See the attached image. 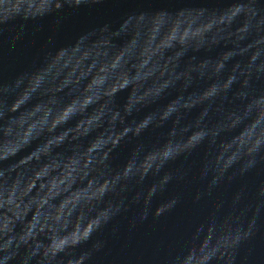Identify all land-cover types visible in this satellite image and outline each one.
<instances>
[{"label":"clouds","instance_id":"1","mask_svg":"<svg viewBox=\"0 0 264 264\" xmlns=\"http://www.w3.org/2000/svg\"><path fill=\"white\" fill-rule=\"evenodd\" d=\"M0 264H264V0H0Z\"/></svg>","mask_w":264,"mask_h":264},{"label":"water","instance_id":"2","mask_svg":"<svg viewBox=\"0 0 264 264\" xmlns=\"http://www.w3.org/2000/svg\"><path fill=\"white\" fill-rule=\"evenodd\" d=\"M127 7L128 5H121L117 7L109 5L107 7V12L111 15H118L120 12L127 10ZM103 15V12L94 14L93 16L82 14L79 18L70 20L67 24L66 31L61 34L60 39H63L72 31L94 22L96 18ZM43 38V34H40L35 38V43L31 42V38H26L25 41H22L19 45V51L16 53L15 60L10 64L7 71L9 73H13L21 70L35 48L42 43ZM189 212L190 208L188 206H182L167 219H162L156 223L149 219L143 224L137 226L130 239L128 238V234L126 232L127 221L122 220L121 238L119 240L112 241L114 251H118L125 241L130 244V250L135 249L137 251H151V249L158 242L168 238L173 230L178 229L181 226L183 218H185Z\"/></svg>","mask_w":264,"mask_h":264}]
</instances>
